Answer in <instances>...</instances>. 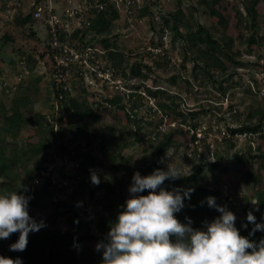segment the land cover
<instances>
[{
	"label": "rangeland",
	"instance_id": "374dc122",
	"mask_svg": "<svg viewBox=\"0 0 264 264\" xmlns=\"http://www.w3.org/2000/svg\"><path fill=\"white\" fill-rule=\"evenodd\" d=\"M51 1L52 7L60 15L66 8H83L84 1L88 0ZM90 1L95 3V0ZM203 1L130 0L131 4L128 5L127 0H118L117 3L113 2L118 17L106 32H88L84 40L79 38L80 33L68 41V46L80 56L69 68L66 81L68 92L72 98L83 104V110L79 113L89 109L98 118L94 121L86 115L80 121L76 117L71 125L63 109L61 112L53 111L54 100L51 99L50 71L47 63L43 64L41 60L34 71L25 74L20 71L18 65L11 66L9 62L10 58L17 59L16 51L19 48L22 52L41 51L40 40L45 34V22L34 21V37L28 29H6L0 32V104L8 114L17 110L23 114L19 131L14 128L10 132L6 130L0 114V148L5 149L6 156L13 164L14 182L21 184L30 181L32 176L37 175L38 164H43L44 159L48 160L44 163L46 167H50L55 161L56 165L60 166V158L52 161L49 157L53 149L60 148L62 144L78 149L71 160L81 161L86 152L98 160L103 168L97 173L101 179L99 185H93L90 176L82 177L80 168L81 178L69 180L56 202L52 200L53 191L38 197L40 202L36 208H28L30 216L38 222L43 220L47 225L36 232L38 236H43L47 230L57 235L67 233L75 238L93 234L104 237L107 233V218L111 212H115L108 208H118V205L125 203L129 197L127 189L131 183V173L134 170L147 172L153 164L164 170L167 165L176 166L181 175L188 176L199 165L218 163L216 167L208 166L203 170L198 185L219 192L216 203L226 206L234 213L237 218L235 227L238 230L242 228V224L247 223L246 216L249 211L262 220L264 202L253 204L258 202L257 193L264 192V159L251 157L264 154V120L260 132L262 135H255L251 145L240 136L242 132L237 134V137L234 136V139L228 138L226 142L221 141L212 147L203 142L194 150L192 158L187 155V150L191 141L188 127H217L229 133L228 128L255 124V119L251 116L256 111L264 114V0L249 1V5L253 6L255 29L258 36L263 38L261 45L251 48H248L246 43L250 34L249 22L240 0H220L215 6L224 16L225 26L218 24L216 18L208 15ZM144 7L145 10L141 13L140 8ZM91 10L93 8L85 13L82 24H87V21L95 18ZM104 10L108 12L110 9L106 7L97 14L103 15ZM129 12L132 15H128ZM169 14H178L177 26L179 33L183 35L194 30L196 23H199L216 37H231V55L238 63L227 62L226 71L213 69L211 73L215 81L206 78L200 71L194 73L190 57L185 54V51L190 52L192 47L186 41L182 42L181 38L175 36L169 26L165 25L164 20ZM164 29L167 31L162 32ZM6 33L11 40L4 38ZM105 39L110 47L116 48L124 55L122 68H113L107 60L105 48L101 43ZM134 64L139 65L141 75L136 76L130 72V67ZM145 65L150 69H146ZM18 77L22 78L21 83L25 86L13 97L7 96L4 89L13 86ZM136 86L140 87L134 90ZM146 87L158 89V96L151 97L146 92ZM131 91L137 93V123L126 120L127 112H119L112 105L107 106V101L121 96L122 105L130 111L128 95ZM15 99L17 103H14ZM172 102L179 106L178 111L183 114L182 117L172 115L167 110L158 111L157 103ZM190 112L195 115L191 117L188 115ZM37 116L39 122H36ZM48 116L52 117L53 121L51 124L54 131L51 136L48 133L49 125L45 121ZM83 124L87 125L89 146L80 131ZM157 127L161 132H178L173 146L161 154L157 152L156 146L163 136L157 132ZM118 134L123 138L120 147L117 146L114 155L108 160L100 152L98 141ZM40 141L48 143V149L34 160L30 157L28 148ZM60 154L63 155L61 150L58 155ZM67 168L70 169V166ZM252 172L257 181L250 176ZM83 178L84 184L81 185L79 182ZM93 190H97L94 193L96 198L91 195ZM106 193L109 195L105 197ZM77 202H81V206H77ZM72 208L85 213L86 208H91L95 214L90 220L95 224L87 220L76 223V218L69 214ZM256 208L259 210H254ZM203 225L192 224V227L202 228ZM31 233L28 235L30 249L36 245V239ZM98 242L82 239L75 249L78 259L82 260L90 255L101 259V253L95 250Z\"/></svg>",
	"mask_w": 264,
	"mask_h": 264
},
{
	"label": "trees",
	"instance_id": "16d2710c",
	"mask_svg": "<svg viewBox=\"0 0 264 264\" xmlns=\"http://www.w3.org/2000/svg\"><path fill=\"white\" fill-rule=\"evenodd\" d=\"M38 2H45L46 0H36ZM90 2V0H88ZM134 1V0H133ZM220 0H204L202 3L207 8V13L209 16L214 17L217 19V23L221 24L222 26L226 25L225 18L223 14H221L215 6ZM249 1L251 0H240V4L244 10L245 16L248 19L249 22V36L246 38V43L248 45V48H251L252 46H259L262 44L261 40L263 38L258 36V33L255 29V16L252 13V7L249 5ZM110 9L107 11L104 10L102 13L103 15H98V10L93 8L90 12L94 13L95 18H93L92 21H87V24H82V27H77L75 29L72 28V33L70 38L73 40L77 35L81 33L80 39L84 40L88 32H92L94 34H101L106 32L109 29V25L113 22V20L117 19V8L113 4V1L110 0L105 1L104 8ZM141 13L145 10L144 8H140ZM33 11L34 9H30L28 12H23V10H19L17 14H15L11 20H4L3 30L8 29H28L31 33V36H35V31L33 30L34 27V21L38 22V20L33 18ZM239 15H241L240 12H238ZM93 15V14H92ZM128 15H132L131 12H129ZM0 19L3 20V9L0 10ZM165 25L169 26V29H171V32L175 34V36L178 35L179 38H181L182 42L186 41L189 43V46L192 47V50L185 51V54L190 57L191 63L193 65V72L196 73V71H200L202 75H204L206 78L210 80H214V75L211 73L213 69L215 70H221L226 71V63H238L234 61L232 55H231V48L233 46V39L231 37H228L227 35H222L220 37L214 36L206 27L203 25L196 23L195 29L187 32L186 34L179 33L178 30V23H179V16L178 14H169L168 18L164 20ZM64 27L60 28V31H63ZM167 30H162V32H165ZM4 38L11 40L10 36L6 33L4 34ZM51 39V35L48 34L45 30L44 37L40 40L42 43V49L39 53L28 51V52H22L21 49H17L16 54L17 59L14 60V58H10L9 62L11 66L13 64L18 65V68L21 72L29 71L32 72L35 70L36 66L39 64V62L44 59V52L43 50L46 49L47 42ZM171 42V40H170ZM101 43L103 44V47L105 48V53L107 54L106 58L108 61H110L113 68H122L124 64V55L117 51L116 48L110 47V44L108 43V40H102ZM15 54V55H16ZM240 64V63H239ZM242 65V64H240ZM49 71L50 67L47 64ZM146 69H150L148 66H144ZM130 72L133 75L139 76L141 75V70L139 69V65H131ZM50 74V83H51V99H58L59 100V94L54 93L52 82H51V71ZM196 77V75H194ZM4 79H2L3 81ZM5 82V81H4ZM23 82V81H22ZM6 83L3 84L5 86ZM25 84L18 83L15 85V89L13 86L5 88V93H7V96L13 97L14 94L22 87H24ZM140 86L134 87V90L139 89ZM153 89V88H152ZM149 87H146V92L151 97L158 96V89L152 90ZM223 90V89H221ZM128 95V100L131 103L130 111L125 109V106L122 105V98L121 96H116L112 100L107 101L109 104L107 106H114V108H117L119 112H127L125 114L126 120L131 123H137V108H136V101L135 97L137 96L136 92L131 91ZM62 99L59 100L60 107L63 111L67 114V121L68 123L74 124V119L76 117L79 118L80 121H82L86 115H88L91 119L94 121L97 120V116L94 115L92 112L89 111V109H85L83 112L79 113L80 110H83V104L78 102L75 98H72L68 92V90H61ZM54 96V97H53ZM14 103L16 102V99L14 100ZM1 105V104H0ZM178 105L175 103L166 104V103H157V109L158 111H164L166 110L176 116H183V114L178 111ZM1 109V117L4 123V126L6 127V130L8 132L12 131L14 128L19 131L21 121L23 119V114L20 110L15 111L12 114H8L7 111H5V107L3 105L0 106ZM61 112V111H60ZM188 115L193 117L195 114H192L190 112ZM252 119H255V124H249L247 126H241L240 128H228L227 133L231 136V139H234V136L239 133H250L251 135H258L261 132V128L263 126V120H264V114L260 111H256L253 116H251ZM250 117V118H251ZM47 125H49L48 133L51 136L53 133V126L52 124L45 120ZM36 122H39V117L37 116ZM191 128V127H188ZM196 128V127H194ZM192 128V129H194ZM157 132L161 134L163 137L159 141V143L156 146V150L159 154L167 151L169 148H171L174 144V138L178 132H161L159 128H156ZM82 134L84 135L86 139V145L89 146L90 141L88 140V130L87 125L83 124L81 126ZM211 132V128L205 130L204 138L201 140V144L203 142H206L207 146H211L210 143L207 141V134ZM189 134V131H188ZM262 135V133H260ZM190 137V136H189ZM121 135L118 134V136H109L106 138H101L98 141L99 144V150L102 153V155L110 160L111 157L114 155L117 146L120 147V143L122 141ZM192 138L190 137L189 140ZM254 138H248L245 140H248L249 144L251 145V141H253ZM227 139L223 138L222 142H226ZM230 141V140H229ZM219 141H214L213 146L215 144H220ZM127 145V144H125ZM125 147V146H123ZM250 147V146H248ZM48 149V143L40 141L36 144H33L31 147L28 148V152L30 153V157L34 160H37L38 156L43 154ZM60 150L63 152L64 156H72L74 153H77V148H68L67 144H62L60 148H54L53 153L58 154L60 153ZM192 158V157H191ZM251 158L253 159H264V154H258L254 155ZM79 165V171L75 174L72 172L71 169H68L67 166L61 164V166H57L53 168V170H57L59 173V176L66 180H77L81 176L80 168L82 171V177H89L90 176V169L96 170V172H100L103 168L98 160L93 158L89 153H86L82 155L81 161ZM38 164V163H37ZM35 163V165H37ZM218 163L215 164H204L199 165L195 168V170L189 174L188 176L181 175V178L176 180H166L162 187L166 189H171L172 187H183V188H192L194 191L190 194V199H185L184 204L185 207L179 212L176 213V218L181 223H186L185 217H188L192 224L201 225L204 224V222H209L213 220L214 218L219 216V212L216 211L214 208L208 207L206 203V197L213 196L216 199L219 197V192L209 190L208 188H205L204 186L198 185L200 180V175L203 172V170L210 166H217ZM40 168H42L41 164H39ZM157 169L156 165L153 164L147 169V172L141 171V170H134L131 173V176L134 172H139L141 176L149 175L153 172V170ZM34 175V174H33ZM52 173H49L48 175L40 176L35 175V177L32 176V179L28 181L27 183H16L14 182V173H13V164H11L10 158L6 156L5 149L0 148V194H3L8 191H17L19 190L20 186L23 185L24 188L27 189V191L24 192L25 195L30 196L31 199L29 201V207H34L39 204V198L42 194H51L50 191L52 188V180H51ZM254 181H257L255 174L250 175ZM81 178V177H80ZM84 179L79 182L81 185L84 184ZM39 183V184H38ZM37 184V185H34ZM19 191H24V189H20ZM97 190H93L91 195L94 197V193ZM110 190H108L109 193ZM106 193L104 196H108L109 194ZM141 195H147V190H145ZM96 198V197H94ZM257 201L259 203L264 202V192H258L257 193ZM123 202V200H121ZM124 202L118 205V208H108L110 211H115L114 213L111 212L110 215L107 218V230L109 229V225L111 223H114L117 217L118 212L123 210ZM73 210H69V214H71L73 217L76 218V220L79 222H85L86 220L89 221L91 224H95L92 220V215L95 214L91 211V208H86V213L83 211H78L72 208ZM96 212V211H95ZM86 214V216H85ZM257 223H264V219H257ZM247 227H242L239 232L241 236L248 237L250 240L258 242L261 237H264V231H257L253 236H249V232L252 230L254 225L250 223H246ZM35 239H36V245H34V249H30L29 245V238L28 243L26 246V249L24 251H10L9 245L16 242L19 233H14L11 235L8 241H5L4 239H0V256H5L11 259L20 258L22 260V264H100L102 256L100 255L101 259H97L96 257H93L92 255L85 257L84 259H78V257L75 254L76 247L80 244L82 239L92 240V241H101L104 239V237L97 236L95 234L93 235H85L80 237H72L68 236L67 233H63L62 235H57L56 233H51L45 230V234L39 235L36 232L31 233ZM36 250V253H35ZM34 253V254H33Z\"/></svg>",
	"mask_w": 264,
	"mask_h": 264
},
{
	"label": "clouds",
	"instance_id": "9594fccd",
	"mask_svg": "<svg viewBox=\"0 0 264 264\" xmlns=\"http://www.w3.org/2000/svg\"><path fill=\"white\" fill-rule=\"evenodd\" d=\"M179 178L181 171L168 165L166 170L157 168L145 176L133 173L123 210L95 245L102 256L100 264H264V237L256 242L241 236L235 227L236 216L226 206L218 205L215 197H206V203L220 215L204 222L202 228L192 227L188 217L186 223L176 218L194 190L166 189L162 185ZM90 180L93 185L101 183L96 170L90 169ZM19 190L0 194V239L19 233L17 241L9 245L10 251H24L29 233L47 226L29 215L31 197L24 194L27 189L23 185ZM145 190L147 195H141ZM246 219L254 225L249 236L264 231V223H257L252 211ZM241 226L246 228L247 224ZM0 264H22V260L0 256Z\"/></svg>",
	"mask_w": 264,
	"mask_h": 264
},
{
	"label": "built area",
	"instance_id": "2783aa9c",
	"mask_svg": "<svg viewBox=\"0 0 264 264\" xmlns=\"http://www.w3.org/2000/svg\"><path fill=\"white\" fill-rule=\"evenodd\" d=\"M105 0H95V3L91 1H84L83 8L81 6H74L73 8H66L62 10V13L58 15L54 7H52V1L46 0L45 2H38L36 0H0L3 9V20L0 19V32L3 31V23L4 20H11L12 17L17 14L19 10H23V12H28L30 9H34L33 18L38 21H44V29L48 34L51 35V39L47 42L46 49L44 52L43 64H48L51 71V82L53 86L54 93L59 94V100L62 99L61 90H68L67 87V77L68 71L73 61L78 60L80 56L72 51V49L68 46V41L72 40L70 38L72 33V28L75 29L82 25V18L85 13L92 8L97 9L98 11L103 10ZM111 2L117 3L118 0H110ZM103 2V3H102ZM127 4H131L130 0H127ZM0 9V10H1ZM64 27L63 31H60V28ZM1 34V33H0ZM66 40V41H65ZM27 74L29 71H24ZM22 80L21 77L16 79V83L13 84V88L15 85L20 83ZM15 89V88H14ZM54 97V96H53ZM58 99H54L52 103V108L54 112H59L60 102ZM47 121L53 123L52 117H47ZM217 127H212L211 132L207 135V141L210 143L211 147L213 146L214 141L221 142L223 138H231L229 134L224 129H219ZM206 127L200 126L194 129L188 128L190 133V137L192 138L187 150V155L189 157L194 154V150L201 145V140L204 138ZM236 137L238 135H235ZM243 139L254 138L255 135H251L250 133H243L240 135ZM215 139V140H214ZM61 155V154H60ZM51 153L49 160L54 161L57 158H60V166L61 164L65 166H70V169L73 173H77L79 170V160H71L72 156H64ZM44 163L48 161L44 159ZM41 164L42 168L37 171V175L44 176L52 173V188L51 190L54 192L52 196L53 202L57 201L59 193L63 192L68 184V180L63 179L59 176L57 170H53V168L57 167L56 161L50 166L46 167L45 164ZM39 165V164H38ZM56 191V192H55Z\"/></svg>",
	"mask_w": 264,
	"mask_h": 264
}]
</instances>
